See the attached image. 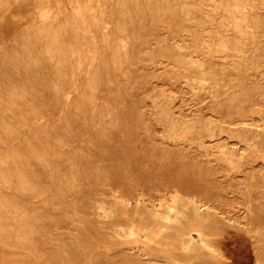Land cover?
Wrapping results in <instances>:
<instances>
[{
	"label": "bare ground",
	"instance_id": "bare-ground-1",
	"mask_svg": "<svg viewBox=\"0 0 264 264\" xmlns=\"http://www.w3.org/2000/svg\"><path fill=\"white\" fill-rule=\"evenodd\" d=\"M212 1L0 0V188L3 185L12 194L20 195H31L35 190V198L47 205L41 188L31 187L41 182L57 197L71 196L72 203L92 223L136 220V207L122 200L126 188L119 182L113 191L120 202L110 204L102 199L92 155L98 143L86 141L77 130L84 118L87 131H92L94 114L88 111L98 104L106 107L109 118L119 106H135L136 101L128 100L148 81V74L133 68L145 59L138 47L153 42L159 45L161 58L191 75L190 86L199 92L210 90L217 102L214 118L203 123L201 115L194 122L184 118L174 104V96L166 90L161 94L163 101L153 98L162 106L158 118L167 130V138L173 143L198 140V148L208 151L206 138L229 133L247 153L240 155L241 148L218 143L214 146L218 160L238 171L242 160L249 165L254 159L264 162V145L258 146V136L264 137V133L250 115L251 103L264 102V0ZM211 13L219 17L218 23L212 21ZM157 29L174 31L173 43L158 37L154 32ZM208 29L216 34L213 40L209 36L210 41L202 34ZM183 32L186 36L181 35ZM223 55L232 59L225 63L232 62L237 75L243 77L251 72L255 79L236 86L238 94L221 101V90L229 83L231 69L217 67L214 58ZM154 58L152 55L150 59ZM16 120L23 124L33 120L41 127L49 126L54 133L44 138L38 149L29 141L28 157L20 154L18 160L13 154L10 163L14 167L8 172V167L2 168V137L14 135ZM115 131L114 127L110 129ZM80 138L86 143L82 150L71 145ZM150 152L175 155L185 161V171L177 180V195L171 197L173 205L159 204L156 210L142 213L149 220L159 221V228L136 222L133 228L120 226L119 234L126 238L140 235L186 256L219 252V230L238 222L212 209L222 196L210 171L196 158L187 162L189 156L182 150L155 148ZM16 166L18 170H14ZM240 172H244L240 185L250 194L247 225L264 245V168L251 166ZM76 189L85 193L72 194ZM190 195L195 199L189 200ZM1 196L0 193V246L17 250L28 244L37 250L48 249L29 252V256L39 259L37 264H106L93 256L96 254L86 242L71 239L70 233H64L68 240L62 248L50 249L44 238L45 227L38 224L52 219L33 220L27 208L11 199L2 202ZM6 221L19 224L8 227ZM73 248L87 250L72 251ZM24 261L16 257L13 264H25ZM27 262L34 264L31 259ZM177 264L189 263L177 260Z\"/></svg>",
	"mask_w": 264,
	"mask_h": 264
},
{
	"label": "rangeland",
	"instance_id": "rangeland-1",
	"mask_svg": "<svg viewBox=\"0 0 264 264\" xmlns=\"http://www.w3.org/2000/svg\"><path fill=\"white\" fill-rule=\"evenodd\" d=\"M204 1L206 3L213 2L212 0ZM210 15L212 21L218 23L216 19L219 17L212 13ZM154 32L161 39L167 40L170 44L173 43L174 31L157 29ZM186 34V32L181 33L184 36ZM202 34L205 35V40L209 41V36H211V40L216 37L213 29L204 30ZM150 39L156 41L154 37ZM151 44L138 47L145 59L135 64L133 68L138 73L148 74V81L142 83L139 89H135V95L131 100H128L129 103L136 101L135 106H119L120 109L112 111L113 114L109 118L106 115V107L98 104L88 111V113L94 114L92 131H87L89 128L85 125L84 118L82 119V127H78L77 130L82 137L84 136L83 138H87L86 141L98 143L94 145L92 155L97 166L94 169L96 172L95 182L96 184L99 183L98 189H101L104 194L102 199L110 204L120 202L121 199H118L113 191V188L119 182L126 188L122 200H125L132 208L136 207V220L131 222L121 219L119 222L92 223L79 212L76 205L72 203L71 196L67 198L57 197L49 192L46 185L41 182L38 184L34 182L31 187L34 189L38 185L41 188V194L47 205L41 204L40 200L35 198V190L31 195H23V193L20 195L19 192L12 194L3 185L0 188L1 201L3 202L6 198L13 200L16 205H22L27 208L33 220H39L40 217L52 219L51 222L46 224L40 222L38 224L45 227L44 238L47 240L50 249L62 248L63 243L68 240L63 236L64 233H70L71 239L77 237L86 242L90 246L88 249L96 254L93 256L104 260V262L106 261V264H177V260L189 264H264V245L257 241L258 237L253 235L247 225L248 211L246 203L250 200V194L240 185L244 174L240 170L245 169L248 171L251 166L264 168V162L261 159H254L253 164L249 165L244 162L245 160H242L243 164L238 171V169H234L222 160H218L219 154L216 151L217 149L214 148L218 143H225L235 149L241 148L240 155L247 153L242 145H236L237 138L229 133H217L214 138H206V147H210L208 151L198 148V140L192 143L186 140L173 143L167 138V130L158 118V110H162V106L157 105L153 98H156L158 102L163 101L161 94L166 90L174 96V104L184 118L194 122L198 119V115H201L204 118L203 123H208L214 118L215 112L213 109L216 108L217 102L215 95L210 90L199 92L198 89L190 86L189 78L191 75L181 72L176 65L165 58H161L162 52L159 50V45L155 42ZM152 55L155 56L153 60L150 59ZM223 57L224 55L214 58L217 67L231 69L229 83L221 90L224 94L220 98L221 101L228 100L231 95L233 97L237 95L236 86L247 85L255 79L251 72L243 77L237 75L232 70V62L225 63V60L230 61L232 59L226 56ZM250 106V115L255 122L261 125L260 131L264 133V102L251 103ZM140 112L145 115L143 116ZM83 113L87 112L84 111ZM14 127L16 130L14 135L2 137V168L8 167V172L14 167H11L10 163L13 154L17 159L20 154L28 157L27 144L29 141L32 146L38 149L43 146L44 138L54 133L49 126L44 125L41 127L33 120L28 124L16 120ZM112 127L118 131L110 132ZM102 134H104L103 138H100ZM81 141L80 138L79 141L72 142L71 145L81 150L85 149L86 143ZM258 141H261L258 142V146L264 145L263 136H258ZM155 148L167 151H185L189 156L185 160L190 162L196 158L202 167L205 166L204 168L210 171L209 175H211L215 184L220 187L221 200L216 202L218 206L212 209L220 213V216L230 217L238 223L235 226H225L219 230L221 233L218 240V244H220L219 252H202L186 256L183 253L147 241L140 235V237L126 238L119 234L122 232L120 226H131L133 228L136 222L143 227L159 228V221L149 220L146 214L142 215V213L156 210L159 204L173 205L171 197L177 195V180L185 171L184 166L186 163L175 155L161 153L153 155L150 150ZM15 169L18 170L19 166H16ZM99 173L103 175L102 178H99ZM116 176L120 178H114ZM71 193H85V190L78 191L76 189ZM188 197L189 200L195 199L191 195ZM253 199L254 196L251 201ZM209 205L212 206V204ZM18 224L6 221L8 227H17ZM8 238V243H10L11 235ZM38 250L43 252L48 249L40 247ZM38 250L28 244L17 248V250L0 246V264H13V259L16 257L23 258L25 264H29L27 261L30 259L34 264H37L39 259L29 256V252H38ZM86 250L85 248L72 249V251L80 252Z\"/></svg>",
	"mask_w": 264,
	"mask_h": 264
}]
</instances>
